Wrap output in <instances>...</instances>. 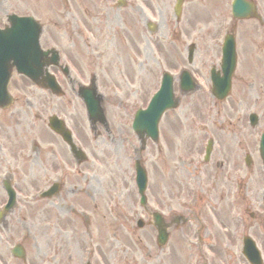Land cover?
I'll list each match as a JSON object with an SVG mask.
<instances>
[{
	"label": "rangeland",
	"instance_id": "rangeland-1",
	"mask_svg": "<svg viewBox=\"0 0 264 264\" xmlns=\"http://www.w3.org/2000/svg\"><path fill=\"white\" fill-rule=\"evenodd\" d=\"M65 1L71 0H47L45 3L38 0H0L3 7H8L3 11L10 9L18 14L32 15L50 30L51 21L61 14V4ZM175 1L160 0L154 19L159 24L157 37L151 38L145 30L143 43H135L133 48L127 45L119 53L121 61L117 60L113 66L109 61L105 67L110 74L103 75L105 87H100V93L107 99L106 110L112 136L107 137L102 131V138L93 141L87 123L76 117V112L81 110L75 103L71 106L73 109H69L74 116L70 113L72 118L66 115L70 123L78 124L75 127L78 139L94 152L95 166L90 164L88 167L91 170L88 177L92 179L87 181L79 177L73 183L67 182L58 197L40 208H31V217L26 220L12 215L10 224L14 226L13 231L9 235H2L3 229L0 228V264H24L12 260L11 249L18 244L23 245L26 251L25 264H40L52 257L56 260L55 264H82L85 259H90L92 264H126L129 260H143V264H150L153 256L159 252L153 230L148 227L141 232L135 228L134 222L131 223L133 219H126L130 214L135 217L140 208L136 206L138 195L131 186L134 177L133 153L125 136L134 142L129 131V115L137 106L145 104L162 72L169 71L177 76L183 68L199 78L201 89L183 98L180 108L164 117L159 145L162 151L159 152L158 147L149 142L142 154L149 177V206L154 207V192L163 186L162 180L176 184V203L179 199L184 201L183 198L187 201L191 197L189 190L193 189L204 201L210 202V206L218 205L217 210L207 207L205 222L208 229L202 232L206 248L203 247L201 253L212 264H247L241 255V241L246 234L257 242L264 255V213L257 212L263 221H254L249 216L255 211L264 212V169L257 143L259 133L264 131V28L248 21L237 24L238 65L233 77L232 94L226 102L215 103L210 92L209 73L213 67L219 68L222 38L231 30V0H187L178 23L173 13ZM256 1L264 19V0ZM143 13L150 18L149 12ZM96 25L99 26L97 21ZM137 35H140L139 28L136 34H129ZM45 36L46 33L43 42H50L49 35ZM154 42H158L157 48ZM190 45H196L192 66L187 62ZM23 85L25 92L30 94L15 97L19 99L18 103H25L27 99L31 106L26 108L23 122L16 129L17 132L26 130L24 137L28 138L19 142V147H61V143L46 132V119L43 123L40 115L38 103H42L46 95L34 94L28 85ZM15 93L19 94L17 90ZM23 93L20 91V94ZM175 93L179 95L177 81ZM61 103H68V100ZM58 112L64 115L62 110ZM252 112L260 116V125L256 129H251L247 121ZM7 119L11 126V118ZM176 121L180 124L176 125L178 133L174 134L171 127ZM190 121L193 124L189 129ZM198 122L208 130L198 131ZM187 138L197 144H192L191 148ZM206 138H212L215 142L212 164L206 168L215 163L213 172L216 175L213 174L211 179H201L199 183L195 181L190 186L178 175H181L180 171L187 172L190 160L192 166L202 164L204 148L202 150L201 144L205 145ZM171 141L175 142L177 149L169 145ZM184 142L187 143L185 146ZM246 155L252 158L251 168L245 165ZM44 158L35 162L37 177L43 176L45 169H52L51 163L45 165ZM180 161L185 162L186 167ZM220 163L223 167H220ZM172 169L179 172L176 174ZM128 180L132 193L126 186ZM218 181L219 186L211 187ZM22 188L25 191L28 189ZM176 209L178 211L177 204ZM21 215L24 216V213ZM194 237L190 234V240L195 241ZM185 245H176V249L184 247L185 250ZM191 245L189 264H196L200 253L194 244ZM87 251H91V257ZM161 260L162 256L155 260V264ZM169 263L173 264V261ZM175 264H188V258L177 260Z\"/></svg>",
	"mask_w": 264,
	"mask_h": 264
},
{
	"label": "flooded vegetation",
	"instance_id": "flooded-vegetation-1",
	"mask_svg": "<svg viewBox=\"0 0 264 264\" xmlns=\"http://www.w3.org/2000/svg\"><path fill=\"white\" fill-rule=\"evenodd\" d=\"M112 1L113 0H91V2L95 4L96 9L94 17L90 22L86 20H76L73 25L67 26L65 29L60 24L61 21H56L55 29L48 32L50 42H45L44 44L53 47L51 41H57L56 44L59 48L58 54L61 59H64V64L68 70V76L66 77L65 72H63L62 75L60 68H51L53 74L56 73L62 76L61 79L58 80L59 84L64 88H67L71 95L75 96V101L68 100V103H78L77 91L81 87L80 79L84 81L83 85H88L90 81L94 78L96 79L97 64L90 54H94L97 47L95 42L90 40L96 39L100 35H104L106 32L105 29L111 25L119 24L122 27H126L129 20L137 21L136 12L140 10L139 7H132L130 13L127 11L122 12V9H119L118 7H116V10H112L110 7ZM74 6L79 7V4H74ZM4 9L6 8L3 7V3L0 2V11H3ZM1 13L0 24L4 23V21L6 22V20L3 19V16L7 18L5 11ZM93 19L97 20L99 26L95 25ZM59 40H61V42H59ZM80 60H86V67H81ZM70 69L72 70V73ZM97 82L100 83L101 80L98 78ZM14 85L20 89L17 83ZM52 103L53 102L50 101L41 103L40 111L43 115L46 116L50 111H54L55 108H58L57 106L52 105ZM29 105L30 103L28 102L14 103L13 106L7 110H0V201H2V204L7 200V185H11L17 195L26 196L25 193H28L33 185H39L42 182V177H37L38 170L34 167L37 159L40 160L45 156V165L49 166L50 163L52 164L51 170L45 169L43 173L44 179L49 180L50 182L54 172L62 174L63 178L58 180L61 184V189L64 187V183L74 182L75 178L74 175L68 174L67 176V173L65 172L73 173L75 170H78L77 167H79L77 160L73 157L69 148L64 146L63 142L57 135L53 136L56 141L61 143V147H58L57 149L53 147L32 149L24 146L19 147V142L22 140L26 141V130L21 129L17 132L16 129H18L21 122H23V114L26 113V108ZM8 117L11 118V126L8 124ZM178 124H180L179 121L173 122L174 126H172L171 129L174 134L178 133V128L176 127ZM191 124L192 122H189V129L191 128ZM17 134H19V138H17ZM193 141L194 140H191V138H187V143L191 148L192 144H197L196 141ZM187 143L184 142L183 145L185 146ZM169 145L175 149L178 148L174 147V141H171ZM214 145L215 142L213 141V147ZM157 147L159 152H161L162 149L159 146ZM211 160L205 164L207 167L209 164H212ZM213 165H215V163H213ZM213 165L210 168H206V166H203L202 168L197 167L193 172H190V169H187V172L180 171L181 175L178 176H182L184 182H188V185H191L195 181L199 183L201 179H211L213 174L216 175V172H213ZM220 167H223L222 163H220ZM64 168L65 172L61 170ZM172 171L176 174L179 172L174 169ZM162 182L163 186L158 189L157 192H154V210L146 211L145 216L148 219V223H152L151 214L161 215L163 224L170 232L167 245L168 247L170 244V247H168V250H166V247L164 250L162 249L161 255L159 254L153 257V260H156L162 256V262L160 261L161 264H170L169 262H171L173 257V244L175 245V243L178 242L184 243L182 236H189L192 221L195 220L196 216H202L203 208H205L206 205L204 203L201 205L196 204L194 208H189L184 204L181 206L183 209V215L181 214L177 216L175 214L176 197L174 195L176 184L174 182L169 184L164 180H162ZM178 183L181 184L182 181L179 180ZM219 185L220 183L218 181L215 185H211V187H217ZM22 187H27L28 189L25 191ZM164 199L167 200V203ZM200 199L202 200V198ZM14 213L15 211L6 213V216H8L5 218V222L0 223V226L3 227V230L7 232V234L9 233V224ZM151 228L157 237L155 227L151 226ZM163 251H167V254Z\"/></svg>",
	"mask_w": 264,
	"mask_h": 264
},
{
	"label": "water",
	"instance_id": "water-1",
	"mask_svg": "<svg viewBox=\"0 0 264 264\" xmlns=\"http://www.w3.org/2000/svg\"><path fill=\"white\" fill-rule=\"evenodd\" d=\"M253 12H254L253 8L251 9L250 5H246L245 7H241L240 9H238L237 7L235 9L234 16L238 19L249 18V16L252 15ZM30 38L32 40L31 42L29 41V38H27L26 33L23 30L22 24H16L13 30H11L8 33H0V63L2 64V66L5 64L7 72L9 71L10 73V68H11L8 62L9 60L13 59L18 62L21 52L22 53L29 52V48L32 46H36V49H37L38 36L37 37L30 36ZM233 46H234V40L231 39V41L228 44V51L231 57V60H230L231 64L233 62V53H234ZM5 55H7V57L3 58ZM7 83H8L7 77L4 76L2 73H0V103H10L11 101L7 93V86H6ZM190 86L193 88L194 84L190 83ZM193 91L194 89H190L187 92H193ZM164 103H168V104L172 103L173 108L177 106V104L174 102L172 98L171 88H166L160 93V95H157L156 99L153 101V104H151L149 111H147L146 113L140 114L137 117V120L135 122V129L138 130L137 132L140 135L147 133L148 136H151L152 138H155L157 136V131H158L157 124L163 112L161 108ZM142 115H148L152 117L154 121L145 122V120H142V117H141ZM138 182L140 186V192L143 195L142 202L144 203L145 202L144 191L146 187V174L144 170L141 168V166H139Z\"/></svg>",
	"mask_w": 264,
	"mask_h": 264
}]
</instances>
